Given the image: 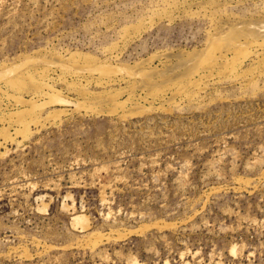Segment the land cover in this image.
Segmentation results:
<instances>
[{"label":"rangeland","instance_id":"374dc122","mask_svg":"<svg viewBox=\"0 0 264 264\" xmlns=\"http://www.w3.org/2000/svg\"><path fill=\"white\" fill-rule=\"evenodd\" d=\"M0 264H264V0H0Z\"/></svg>","mask_w":264,"mask_h":264}]
</instances>
